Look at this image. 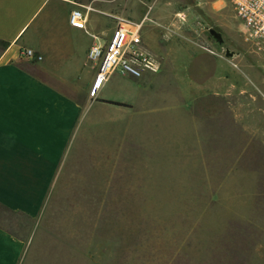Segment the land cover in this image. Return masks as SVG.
Listing matches in <instances>:
<instances>
[{
	"label": "rangeland",
	"instance_id": "374dc122",
	"mask_svg": "<svg viewBox=\"0 0 264 264\" xmlns=\"http://www.w3.org/2000/svg\"><path fill=\"white\" fill-rule=\"evenodd\" d=\"M194 1L170 0L168 6L173 13L183 3L197 10ZM140 4L145 0L100 2L105 11L99 14L140 19L147 12L137 17ZM217 4L221 9L212 16L204 12L200 27L176 26L173 19L158 27L156 47L147 39L155 20L146 22L143 35L161 69L108 91L111 97L141 96L150 112L141 123L128 115L114 124L98 119L121 118V111L91 107L84 139L42 213L34 218L1 207L10 226L57 233L58 239L39 237L44 248H65L60 236L69 233L79 244L108 249L117 234L124 244L119 264H147L149 256L163 263L169 255L172 264H264V48L245 39L230 0ZM175 16L181 21L182 15ZM96 167L108 171L101 183L132 185V222L117 200L98 212L103 192L78 189L82 173Z\"/></svg>",
	"mask_w": 264,
	"mask_h": 264
},
{
	"label": "crops",
	"instance_id": "0c3cea01",
	"mask_svg": "<svg viewBox=\"0 0 264 264\" xmlns=\"http://www.w3.org/2000/svg\"><path fill=\"white\" fill-rule=\"evenodd\" d=\"M78 1L95 7L88 13L86 27L70 22V11L76 4L68 0H0V210L3 207L34 218L42 213L58 175L67 174L73 152L84 139L91 107L112 105L121 111V118L98 119V122L114 124L128 115L141 123L150 112L141 96L109 95L108 88L121 84L124 79L132 81L133 78L135 83H140L136 76L116 72L106 80L97 96H91V103L88 102V88L96 72L88 59V49L94 39L105 41L111 36L115 14L120 13L107 11L111 12L108 18L99 14L105 11L99 3L109 0ZM169 2L145 0V5L140 4L143 11L137 17L147 11L145 14L155 20L150 21L147 32L152 47L159 45L156 30L170 24V19L176 26L198 22L197 27H200L204 12L212 16L221 9L217 0H195L200 7L197 10L191 8V3H183V8L174 12L184 16L180 21L169 9ZM147 5L151 6L146 8ZM27 47L40 52L42 58L23 56L21 52ZM115 77L118 80L113 83ZM107 172L99 171L98 167L90 173L83 172L78 189L103 192L98 197L101 204L98 212L104 213L105 204L117 200L122 213L131 216L132 222V185L101 183ZM128 229L130 232V227ZM46 235L58 239L57 233L49 231L15 229L0 212V264H90V256L92 261H101V264H119L116 259L121 257L120 246L124 245L117 234L111 238L107 249L102 245L90 246L88 242L79 244L76 237L65 233L59 240L65 248L57 244L44 248L36 241ZM149 258H156V264H172L173 261L170 255L163 263L158 262L157 257ZM150 259H145L147 264Z\"/></svg>",
	"mask_w": 264,
	"mask_h": 264
},
{
	"label": "built area",
	"instance_id": "2783aa9c",
	"mask_svg": "<svg viewBox=\"0 0 264 264\" xmlns=\"http://www.w3.org/2000/svg\"><path fill=\"white\" fill-rule=\"evenodd\" d=\"M76 5L70 11L74 26L86 27L88 13L95 7L91 3L68 0ZM236 15L242 20L243 34L247 41L264 48V0H230ZM116 22L111 36L105 41L94 39L87 56L96 67L90 96H97L106 80L115 72L141 77L148 72H158L161 60L146 45L143 29L150 20L148 14L132 19L115 14ZM184 17V16H182ZM96 38L97 35L93 34ZM22 55L39 60L42 54L32 47L22 50Z\"/></svg>",
	"mask_w": 264,
	"mask_h": 264
},
{
	"label": "water",
	"instance_id": "95a60500",
	"mask_svg": "<svg viewBox=\"0 0 264 264\" xmlns=\"http://www.w3.org/2000/svg\"><path fill=\"white\" fill-rule=\"evenodd\" d=\"M209 30H210L211 33H213L220 40H223L222 33L220 31H218L215 27H210Z\"/></svg>",
	"mask_w": 264,
	"mask_h": 264
},
{
	"label": "trees",
	"instance_id": "16d2710c",
	"mask_svg": "<svg viewBox=\"0 0 264 264\" xmlns=\"http://www.w3.org/2000/svg\"><path fill=\"white\" fill-rule=\"evenodd\" d=\"M104 100H107V101H110V102L119 103V104H125V102L120 101V100H113V99H104Z\"/></svg>",
	"mask_w": 264,
	"mask_h": 264
}]
</instances>
